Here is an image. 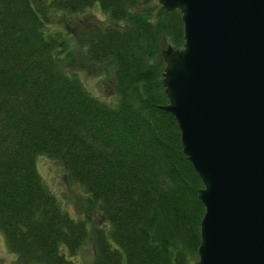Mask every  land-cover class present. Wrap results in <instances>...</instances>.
I'll return each mask as SVG.
<instances>
[{
  "label": "trees",
  "instance_id": "1",
  "mask_svg": "<svg viewBox=\"0 0 264 264\" xmlns=\"http://www.w3.org/2000/svg\"><path fill=\"white\" fill-rule=\"evenodd\" d=\"M150 1L0 0V233L16 264H82L74 256L89 230L88 264L196 259L202 182L159 106L160 50L181 45L182 21ZM93 5L113 24L88 13ZM73 66L98 69L111 98ZM39 154L62 165L86 213L72 214L42 180Z\"/></svg>",
  "mask_w": 264,
  "mask_h": 264
},
{
  "label": "water",
  "instance_id": "2",
  "mask_svg": "<svg viewBox=\"0 0 264 264\" xmlns=\"http://www.w3.org/2000/svg\"><path fill=\"white\" fill-rule=\"evenodd\" d=\"M182 43L160 50L182 151L202 186L196 259L264 264V0H157Z\"/></svg>",
  "mask_w": 264,
  "mask_h": 264
},
{
  "label": "rangeland",
  "instance_id": "3",
  "mask_svg": "<svg viewBox=\"0 0 264 264\" xmlns=\"http://www.w3.org/2000/svg\"><path fill=\"white\" fill-rule=\"evenodd\" d=\"M154 0L150 1L152 4ZM156 1V5L159 3ZM88 13L94 15L98 20L101 21L102 25H112L113 23L108 20L105 14L96 6H90L86 9ZM71 70L76 72L78 77L82 80L85 87L94 95L102 99H110L112 96L110 85L99 73L98 69L93 71H88L86 69L78 68L76 66L71 67ZM35 166L40 174L42 180L50 187V189L55 193V195L63 201L67 209L74 215L81 216L86 213L82 207H75L73 205V200L77 195H79L80 189L77 185L69 184L64 179V172L62 165L52 157L45 154H39L35 157ZM90 216L91 224L95 223L99 216L98 213L94 211L87 212ZM89 224V225H91ZM94 256V245H93V234L91 230L88 232V237L84 245L77 251L74 259L82 262V264H88V262ZM0 264H16L15 256L12 252L8 251L3 237L0 233Z\"/></svg>",
  "mask_w": 264,
  "mask_h": 264
}]
</instances>
